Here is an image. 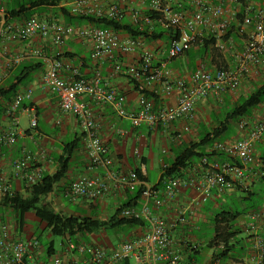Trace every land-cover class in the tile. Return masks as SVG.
Here are the masks:
<instances>
[{"label":"crops","instance_id":"0c3cea01","mask_svg":"<svg viewBox=\"0 0 264 264\" xmlns=\"http://www.w3.org/2000/svg\"><path fill=\"white\" fill-rule=\"evenodd\" d=\"M167 1V4L171 7L180 3L188 6L182 11L187 18L192 17L195 11L191 0ZM206 2L209 9L214 6H221L223 8L222 19L230 23L228 31L233 26L236 30L239 28L240 33H233L228 39H225V37L229 36L227 32L222 37L226 40V42L224 41L226 44L225 50L221 51L210 46L202 57L196 58L193 62L192 57L199 55L205 42L213 38L208 27L198 25L192 33L193 42L196 44L192 45L191 49L184 53L190 54L188 55L189 57L192 56L190 71L187 65L175 62L176 58L170 60L167 68L172 81L184 79L190 82L193 72L200 64H204L210 71H216L220 68L234 69L237 64V55L242 51L249 35L252 33L253 26H245L236 18V14L241 7L238 2L235 0H206ZM120 3L124 15L123 19L132 23L131 9L136 8L141 14H144L149 11L151 0H144L143 2L123 0ZM245 4L253 12L264 6V0H245ZM52 12L55 13L56 11L44 13L40 19L66 25L62 18L57 19L59 21L50 20ZM206 14L211 16L210 11L206 12ZM13 23L19 25L24 22ZM89 26L94 25L83 24L81 27ZM119 34L122 38L129 37L126 33ZM141 41L142 47L130 54L115 52L113 57L107 56L103 59H94L92 57V41L77 34L66 36L61 46H57L51 36L36 35L34 38L24 42L11 39L7 35L1 37L0 87H8L9 85L20 83L19 93L29 91L31 96L23 102L17 113V141L13 145L0 143V183L9 185L14 193L26 194L27 190L23 181L16 175L17 162L25 154L29 153L34 158L30 170L41 169V177L52 175L60 167V159L64 156L66 145L77 140L79 141V146L71 156L68 172L56 185L54 191L48 195L47 200L57 211L61 213L67 212L68 208L63 204L62 200L76 201L69 196L70 186L75 180L81 176L107 179L110 172L113 174V178L108 179L109 190L104 197L95 201V203L82 198L83 201L80 204V208L86 213L84 215L99 214L100 209H105L109 206L114 211L127 198L129 191L121 182L128 178L135 166L139 164L141 158H147L149 166V158L141 153L138 148V144L143 139L147 140L157 133L162 134L161 136H164L171 145V148L166 152V157L174 159L175 151L180 150L183 146L200 142L206 134L204 130L209 133L222 122H219L222 111L226 108L234 107L240 99L246 97L256 86H259L264 78V66H252L249 72L241 78L236 90H228L219 95L211 94L206 98H201L196 102L195 113L191 118H183L166 126L160 125L155 129L149 128L146 124L140 127H133L128 118L117 115L112 105L99 103L88 96L79 97V102L91 112L97 123L98 135L102 143L108 147L109 156L112 159V165L108 168L104 166L90 168L84 134L78 119L75 115L63 111L58 98L44 84L43 77L49 61L58 59L62 63L60 75L68 81L74 79V72L77 70L84 79L99 78L102 87L112 89L118 94L125 96V107L128 111H138V100L142 95L141 89L154 95L157 108L175 105L178 98L176 90L167 92L160 83H149L144 78L133 80L124 73H119L115 70L117 64L123 67L137 65L140 62L143 49L152 51L154 67H160L165 62L171 44L169 40L149 41L142 38ZM15 59L19 60L15 61ZM14 97L10 102L0 100V135L13 128L12 121L7 115V109ZM250 117L255 122H263L264 103L254 109ZM32 119L37 120V125L34 128L31 127ZM245 134L246 129L240 127V122H235L224 136L203 147V150L210 154L215 152L214 146L217 143H234L243 138ZM253 154L255 162L246 167L244 176L241 179L229 178L226 183L214 189L210 198L200 207L197 215L194 217L187 215L188 222L185 225L178 224V228L173 232L174 246L176 249H181L180 243L183 235H186L185 232L189 234V238L196 240L194 234L201 231L202 227L214 228L213 218L218 213H238L237 218L230 224L234 235L229 242L228 254L223 256L220 254L225 249L222 243L214 246L208 245L211 253H205L202 251V247H199L198 251L191 257H187L184 254L182 264H194L195 262L201 264H251L255 241L252 233L247 232L245 228L251 213L264 210V136L254 142ZM216 155L209 161H229L227 156L219 157ZM165 165V162H161V168ZM201 170L202 167L199 161L192 163L184 172V177L199 178ZM196 196L195 189L182 187L174 199L168 201L158 210L159 216L164 218L169 225H173L178 218L179 212ZM53 199H58V202L55 203ZM151 207L153 212H155L154 206L152 205ZM29 214L25 216V224L20 228L16 222L15 213L11 211V214L4 218L5 220L0 221V231L1 227L5 225L11 239H38L39 237L36 236L35 232L29 230L26 225ZM32 219L38 220L34 214ZM41 223L44 224L46 234H50L45 223ZM148 229L149 226L147 228L122 227L115 231L120 239L127 240L139 237L146 233ZM262 235L264 236V233ZM104 237L105 233L92 234L85 243H88L91 238L103 240ZM110 238L116 239L114 235ZM69 242L70 240L66 239V242L61 244L63 249L57 251L53 240H50L47 244H43L41 241L40 247L33 251L27 263L53 264L54 258L61 257L64 264H81L78 254L68 252ZM243 242L247 244L246 249L243 248ZM118 244L112 243L106 249L111 250ZM237 246H240L243 253L238 254L234 251ZM187 255L189 254L187 253Z\"/></svg>","mask_w":264,"mask_h":264},{"label":"built area","instance_id":"2783aa9c","mask_svg":"<svg viewBox=\"0 0 264 264\" xmlns=\"http://www.w3.org/2000/svg\"><path fill=\"white\" fill-rule=\"evenodd\" d=\"M123 0H71L64 3L72 14L96 15L120 21L123 19V10L120 2ZM126 1V0H124ZM144 1V0H136ZM236 2L239 0H235ZM195 11L192 17L187 18L182 11H175L161 0H151L149 11L162 15L163 27H174L178 31V38L171 42L165 62L160 67L153 65V53L149 49H143L140 62L137 65L123 67L117 64L115 70L124 73L131 79L144 78L149 83H160L167 92L176 90L178 98L175 105L157 108L155 101L141 95L138 100L139 109L136 112L128 111L125 107V96L112 89L100 85V79H84L79 71L74 72V79L68 81L60 75L62 63L58 59L49 61L43 81L45 86L58 98L63 111L71 113L78 119L84 134L85 147L89 158L90 168L112 165L109 149L101 141L98 135V127L91 112L79 102V97L88 96L99 103L110 104L114 107L118 116L128 118L133 127L143 124L155 129L158 126H166L183 118H191L195 113L196 102L209 95H219L228 90H236L242 77L250 70V67L264 66V6L247 12L242 24L253 26L242 51L237 55V64L234 69L220 68L210 71L204 64H200L193 72L190 82L184 79L172 81L167 64L191 49L193 43L192 33L198 25L208 27L213 37L217 39L216 47L223 51L226 44L221 40L227 34L230 23L222 19L223 8L214 6L208 8L206 0H191ZM210 11L211 16L206 12ZM131 22L139 27L153 29L154 21L151 17L141 14L136 8L131 9ZM0 39L7 35L11 39L28 41L36 35L51 36L57 46L64 43L65 37L77 34L82 38H88L93 43L92 57L103 59L113 57L115 52L130 54L142 47V37L122 38L120 34L111 29H103L96 26L74 28L69 25L49 22L39 18H32L22 24L7 23L5 19V7L0 0ZM19 59H15L18 61ZM31 96L29 91L18 93L7 109V115L12 121L13 128L0 135V143L13 145L18 137L17 113L23 102ZM37 120H31V127H36ZM240 127L246 129V134L234 143H217L215 152L225 154L229 161L211 162L207 157L200 160L202 167L201 176L174 177L169 179L163 189H154V185L141 182L132 171L128 178L121 182L127 189L134 190L138 185H143L144 193L142 202L138 207L126 208L120 213L121 218L146 219L149 229L146 233L134 239L120 242L109 250L99 246L81 242L68 243V252L78 254L81 264H182L184 254L192 256L199 249V242L183 235L181 249L174 246L173 232L178 224L185 225L188 222L187 215L194 217L205 201L210 198L214 189L226 183L229 178L241 179L244 170L255 162L253 144L264 136V121L255 122L252 117L240 120ZM231 159V160H230ZM34 158L28 153L16 164V175L23 181L25 189L30 188L41 179V169L32 167ZM237 162L239 164H237ZM113 178L109 172L107 179L92 176H81L75 180L69 189L72 200L85 198L95 201L104 197L109 190L108 179ZM182 187L195 189L197 196L182 209L173 225H169L164 218L159 216L158 210L168 201L175 198ZM5 195H14L10 186L0 183V198ZM154 206L155 212L152 207ZM157 211V212H156ZM245 230L254 236V249L251 264L264 263V210L255 211L249 215ZM40 247L38 239H11L7 226L3 225L0 231V264H28L33 251ZM187 253L189 255H187ZM40 264V263H31ZM53 264H64L61 257H56ZM75 264V263H74ZM194 264H201L195 262Z\"/></svg>","mask_w":264,"mask_h":264},{"label":"trees","instance_id":"16d2710c","mask_svg":"<svg viewBox=\"0 0 264 264\" xmlns=\"http://www.w3.org/2000/svg\"><path fill=\"white\" fill-rule=\"evenodd\" d=\"M71 0H2L5 7V19L7 23L25 22L32 18H41L44 13L56 11L60 13L64 22L80 28L83 24H91L103 29H111L118 33H126L131 37H142L149 41L169 40L170 42L178 38V31L174 27L165 28L161 24L162 15L157 12L146 11L144 14L151 17L154 21L153 29L148 27H139L122 19L120 21L113 20L107 17H99L96 15H80L72 14L69 7L63 4ZM164 5L166 0H161ZM240 4V11L236 14L239 22H243V18L247 12L245 0L237 1ZM188 6L183 3L174 5L172 8L175 11H183ZM2 18L0 17V22ZM228 39L233 33H240V29L231 27L228 31ZM213 37V36H212ZM217 39L211 38L202 46V51L199 55L193 56L192 61L202 57L204 52L212 46L215 49ZM188 52V51H187ZM20 82V80H19ZM20 92V83L9 85L8 87H0V100L11 101L12 98ZM141 94L145 97L154 99V95L141 89ZM264 103V78L259 86H256L253 91L232 107L226 114L225 119L219 123L213 130L206 133L200 142L183 146L175 154L172 163L166 164L161 168L159 180L154 185V189H163L165 183L174 177H183L184 172L192 163L200 162L204 157L209 160L213 159L216 152L210 154L203 150V147L211 144L216 139L224 136L230 129L231 123L240 122L243 118L251 116L254 109ZM1 108V106H0ZM79 141L75 140L66 145L64 156L60 159L59 169L52 175H44L41 179L26 189V194L14 193V195H5L0 198V207L11 210L15 213L16 222L20 228L25 224V216L28 213H33L35 218L45 223L46 228L52 236L64 237L74 243L86 242L92 234H100L106 231H113L122 227H141L149 226L146 219L121 218L120 213L131 207H138L143 198L144 187L138 185L134 190H129L127 198L121 202L117 208L106 219H101L99 214L66 216L57 211L53 205L47 200L56 185L66 176L69 169V162L73 152L78 148ZM216 156H224L223 153H218ZM229 159V158H228ZM231 160V159H230ZM237 164H239L237 162ZM133 172L139 181L150 184L148 177V161L147 158H141L138 165L135 166ZM238 213L221 212L213 218V239L209 242V246L224 244V250L220 253L222 256L229 252V242L234 233L231 230L230 224L237 218ZM40 241V239L38 238ZM41 242V241H40ZM190 258V257H189ZM264 264V263H263Z\"/></svg>","mask_w":264,"mask_h":264},{"label":"rangeland","instance_id":"374dc122","mask_svg":"<svg viewBox=\"0 0 264 264\" xmlns=\"http://www.w3.org/2000/svg\"><path fill=\"white\" fill-rule=\"evenodd\" d=\"M59 18H62L60 13H58V12H55V13L52 12L51 13L50 20L53 21V19H54L55 21H59V20H57ZM222 41L226 42L225 39H223ZM195 44L196 43H194V42L192 43L193 46ZM188 55H190V54H188ZM188 55L183 54L182 56L177 57L175 62L180 63V64L182 63L185 66L187 65L189 68V71H190V63H191V57L192 56L189 57ZM230 109L231 108H226L222 111V114L219 117V122H221L225 119L226 113ZM231 125L233 126L234 123L232 122ZM204 132L207 133V130H204ZM161 135L162 134L157 133L155 136H152L151 138H149L147 140L143 139L138 144V148H139L140 152L143 153L145 156H147L149 158V161H150L149 166H148V168H149L148 177L150 180V184H155L158 181L159 176H160V172H161V162H165V164H170L173 161V159H168L166 157V152L171 148V145L169 144V141L167 139H165L164 136L162 137ZM176 152L177 151H175L174 153L176 154ZM101 199H98V200H101ZM53 200H55V199H53ZM98 200H95V201H98ZM82 201H83L82 198H78V199H76V201H73V202H70L67 199L66 200L63 199L62 202L64 205L67 206L68 211H69V212L68 211L64 212L63 214L66 216H71L72 214L76 215V216H80V215L86 214L80 208V204H82ZM95 201H93L92 203H95ZM56 202H58V199L55 200V203ZM58 207L61 208V206H59V205H58ZM112 211H113L112 207H110V206L105 208V209H100L99 210V217L101 219H106L112 213ZM10 214H11V210L0 207V221L5 220L4 218L9 216ZM32 216H33V214L30 213L27 217L26 225L29 228V230L34 231L36 236L41 239L43 244H47L50 240H53L56 250L61 251L63 249L61 244L63 242H66V239L64 237L52 236L51 234H48V233L46 234V232L44 231V224H42L39 220L32 219ZM104 233H105V237L103 238V240L91 238V240L88 243L99 246L101 248H107V247L111 246L112 243L113 244L120 243V241L122 240L118 237V233H116L115 230L106 231V232H103L100 234H104ZM112 235H114V237L116 239L110 238ZM194 235H195L196 241L199 242V246L202 247V251H204L205 253H208V254L211 253V249L208 248V245H209V242L212 240V237H213V229L211 227L204 226V227H202L201 231L196 232ZM189 239H191V238H189ZM122 241H124V240H122ZM243 248L244 249L247 248V244L244 242H243ZM234 251L237 252L238 254L243 253L240 246H237Z\"/></svg>","mask_w":264,"mask_h":264}]
</instances>
